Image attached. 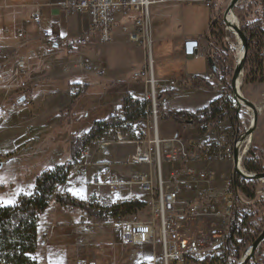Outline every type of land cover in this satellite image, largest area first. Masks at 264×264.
<instances>
[{
  "label": "built area",
  "instance_id": "obj_1",
  "mask_svg": "<svg viewBox=\"0 0 264 264\" xmlns=\"http://www.w3.org/2000/svg\"><path fill=\"white\" fill-rule=\"evenodd\" d=\"M171 2H200L211 7L210 0L63 1L61 7L65 14L89 18V26L82 32L78 45L89 44L93 37L101 43H110L114 32L119 30L125 40L140 47L143 54L141 68L131 76V83L141 86L142 91L126 98L125 103L107 115L78 158L71 162L68 178L80 177L85 168L99 167L102 172L92 177L93 187L114 192L138 188L139 195L129 192L125 197L113 199L110 205L101 201L91 204L85 201L83 204L94 209L123 203L146 206L134 215H121L110 223L119 228L123 244L149 248V255L137 264H228L227 225L233 217L236 200L245 201L233 187L232 176L223 179L207 166L230 163L233 172L234 146L238 137L247 132L251 116L243 107L236 114L231 89L221 96L219 118L202 111L176 116L166 110L168 93L202 79L193 76L178 81L159 80L155 75L150 9ZM31 18L36 24L39 23L38 12L33 13ZM44 37L49 47L61 43V38L56 35L44 32ZM72 50L70 48L69 52ZM3 54L0 49V58ZM80 67L85 73L100 79L104 76V70L87 59ZM23 68L24 63L17 62L16 77H23ZM205 81L210 84L215 81L220 90L225 85L223 80L216 79L214 72ZM91 85L97 84L80 82L70 87V94L78 96ZM0 90H6L2 98L4 102L8 89L0 87ZM168 119L175 122L179 130L165 137L161 133L160 123ZM128 146L132 151L122 165L141 168L142 171L122 179L113 171L112 163L101 160V156L110 148ZM249 149L250 145L246 143L239 150V170L246 175L252 174L244 169V159ZM4 159L0 156V161ZM257 193L262 194V190ZM65 196L70 198V193ZM65 210L71 214L74 208ZM143 212L148 213L147 220L134 219ZM82 216L80 224L86 229L90 228L89 224H102L91 223L88 216ZM45 244L43 239L41 245ZM243 259L244 256L235 264H241Z\"/></svg>",
  "mask_w": 264,
  "mask_h": 264
},
{
  "label": "rangeland",
  "instance_id": "obj_2",
  "mask_svg": "<svg viewBox=\"0 0 264 264\" xmlns=\"http://www.w3.org/2000/svg\"><path fill=\"white\" fill-rule=\"evenodd\" d=\"M210 1L213 9L195 7L200 6L201 4L199 3H190V7H184L183 11H185V16H183L182 23L178 25V27L180 28H178V32H176L180 37L194 32L207 33L210 24L208 14H210L211 11H214L218 18L217 24L220 27L219 30L222 33V39H220L216 44V53H223V56H227L226 60L230 59V61H234L235 65L236 54L235 50L233 49L235 39L232 35L228 36L225 33V28L222 23L223 13L227 8L230 0ZM243 2L244 0L241 1L240 4H242ZM177 7L178 10H180L179 8L181 7H179V5L177 4L170 3L156 5L150 9V15L153 14V11H155V9L158 12L163 11L166 13L169 11L171 12V10H176ZM187 9L188 11H186ZM188 12L192 21L187 20L186 18ZM205 13L208 19L207 32H203L204 28L200 25V18H204ZM237 21V23L240 25L238 19ZM153 25L154 24H152V26ZM115 32L110 43H101L98 41V38H91L89 44L79 46L81 47L80 53L75 52L67 54L63 46L64 44L60 45L55 51L61 54V56H76L78 59H82L84 57H96V59L98 61H101L102 64L105 65L107 70H109L114 77H117V79L120 80L115 85H91L90 88L82 93L84 94L83 96H81L82 94H80L78 96H74L73 98L76 97V99H73L68 96L70 86L73 85L72 79L68 80L65 87H63L62 83L59 82V77H52L51 79L54 82L56 81L55 83H50L47 88H44L43 91L41 90L38 97L34 99V102H30L29 100H27L25 105L17 110H11L10 112L6 111L11 106H14L13 103L12 105H7V102H11L10 99L12 97L16 98V93H21L20 96L24 94L29 95L28 92H30V90L31 92L33 91L31 89V85L27 84L25 85L27 86L25 87V89L19 90L11 88L8 91L7 98L4 100V102L0 100V129L3 130L14 128V131H16V129L19 128L16 131L17 133H19L21 132L20 129L22 128L25 135L27 133V135H30L32 137L33 134L44 131L51 123L54 124L59 119L57 126L54 128V134L56 135V140L59 143H57V150L50 157L42 152V150H45L44 147L46 146V142L43 140V138L46 137L45 135H47V133H45L41 135V137L36 138V143H34L30 148L26 149L23 152H19L13 158V160L9 161L8 159V161H6V157H4L5 159L0 161V163H2V168L0 169L1 206L14 204L19 195H29L33 193L38 177L37 173L43 168V166H45L44 171H50L54 167L65 163L67 159L66 153L68 149L67 142L72 136H82L87 132L91 124L94 123L93 121H101L106 118L107 112L111 110L110 107L113 104L116 103L118 104V106L121 105V103L128 97L124 96L122 97V100L120 99L119 96L124 90H130L131 92L135 91L136 93L139 91V88L136 85L124 83L126 82V80H129V71L128 64L127 66H124L122 62L124 61L123 59L127 58H131L133 60H141V53L139 52V49H135L136 47H133L130 42L125 40L120 32ZM152 36L154 37H152V39H154L153 58L155 61V75L157 78L163 76L170 77L169 75L172 74V69L169 65L170 60L173 59V50L171 49L167 51V49L158 48L157 42L155 41V39L157 38V31L154 30ZM227 52L230 53V56L227 54ZM15 58L16 57H14V59ZM213 64L216 66L214 72L216 79H220V81L223 80V82L225 83V85H223L224 88L219 91L228 94L229 91L226 85L227 78L225 79L223 76L224 74L221 73V68L220 66H218L216 59L213 61ZM71 65L73 66V64ZM177 67L179 69V65ZM180 67V69H182L183 72H185V74L187 75H203L206 74L208 70L206 58L185 61ZM74 68L75 67L73 66L72 69ZM75 70L76 72L74 74L76 76V74L79 73L77 72V69H74L73 71ZM257 73L258 78L256 81H254V83L251 82L250 78L245 81L244 77L242 76L240 94L250 103L260 107L255 130L249 137V144L253 148L254 153L257 156L260 155L264 157V70L257 71ZM78 78L79 77L75 79L77 80ZM22 81L23 80L21 79L19 83H21ZM45 85L46 84H44L43 86ZM213 85L216 89H218L215 81L213 82ZM215 88H213V90H207L205 88H187L184 90V97L181 98L180 104L184 108L191 110L192 113H195L198 110H202L208 105L209 100L218 97V93ZM37 91H39V89ZM37 93L38 92H36V95ZM68 98L72 99L70 105L75 101V104L72 106V117H69L66 121L60 124L63 112L65 110H63V112L61 113H59V111L66 107V101ZM119 99L121 100L120 103L118 101ZM69 106H67V108ZM4 108L6 110H3ZM243 108L245 110V107ZM160 130L163 136L170 137L173 132L179 130V126L171 119L163 120L160 123ZM4 149H7V147H0V155H3L5 151ZM110 150H114V152L119 156L120 159H125L126 156L132 151V148L130 146L113 147L110 148ZM229 167V163L223 164L219 166L218 170L222 173L228 174ZM214 168L216 169V166H214ZM126 170V168H124L123 170V174L125 175L127 172ZM133 171H138V169L134 168ZM141 171L142 169L139 168V172ZM89 172L90 171H88L87 173ZM83 180L84 179L75 180V182H82ZM260 190H262V194H257V196H264V188L260 187L258 192ZM104 192L106 196L103 197V202L108 205L111 204V201L114 198H122V196L124 195L122 191L114 192L111 190L109 192L108 190L104 189ZM53 195H62V189H59L58 192H55ZM6 201H12V203H6ZM95 201H97V197L92 196L90 197V201L88 203H95ZM245 201L246 203H242V205L239 207L240 212H247V206L251 204L250 201ZM75 211L77 212L75 213V215L78 214V217L75 218V222H73L70 218L73 215L68 214L65 209L57 205H52L43 214H40L38 216V249L34 254L31 255V259L34 260L37 264H88V262H93V264H137L141 259L149 255V248L123 244L120 240L119 228L110 225V223L102 222V224L100 225L92 226L91 224H89L90 228L86 229L82 224L78 222L81 212H79L78 210ZM134 217V219L141 220H147L149 218L147 212H143ZM88 221L91 223L97 222L94 217H89ZM230 223L231 220L228 223L229 225H227L228 229L230 227ZM43 239L46 241L45 245H41V241ZM259 252V255L264 257V243L260 246ZM247 254L244 253L243 256L245 257Z\"/></svg>",
  "mask_w": 264,
  "mask_h": 264
},
{
  "label": "crops",
  "instance_id": "obj_3",
  "mask_svg": "<svg viewBox=\"0 0 264 264\" xmlns=\"http://www.w3.org/2000/svg\"><path fill=\"white\" fill-rule=\"evenodd\" d=\"M63 1L64 0H0V49H2L4 53V56L0 58V87L7 88L8 91L11 88L19 90V89H25V87H27L25 85L28 84L31 85L32 87L31 89L33 90L32 92L31 90L30 92H28L29 95L24 94L20 96L21 93L19 94L16 93L17 94L15 95L16 98L12 97L10 99L11 102H7V105L8 104L12 105L13 103L14 106H11L7 110L4 108L3 110L10 112L11 110H17L23 105H25L27 100H29L30 102H34V99L38 97L41 90L43 91L44 88H47L50 83L56 82V81L54 82L51 79L52 77H59L60 79L59 82L62 83L63 87H65L67 81L70 79H72V83H73V85L71 86L77 85L80 82H88L90 84H97L98 86L99 84H102V86L106 84L115 85L120 81L117 79V77H114L112 73L109 70H107L105 65L102 64L101 61H98L96 57H84L82 59H78L76 56L65 57L55 52L60 45L64 44L63 46L67 54H71L75 52L80 53L81 47L79 46L81 45H78V40L80 39L82 32H84L89 26V18L87 16H80L77 14H65L61 7ZM191 3L201 4L200 6H195V7H204V9L207 8L212 9V7H207L200 2H191ZM166 4H170V3H166ZM171 4L179 5V7H181L179 8L180 10H178L177 7L176 10H171V12L169 11L165 13L163 11L158 12L155 9V11H153V14L150 15L151 36L153 35L154 30L157 31V38L155 39V41L157 42L158 48L167 49V51L171 49L173 50L172 51L173 59L170 60V65H169L170 68L172 69L171 71L172 74L169 75L170 77L163 76L157 79L159 80L171 79L178 81V80L188 79L193 76H199L200 78L207 80L209 79L210 75L213 74V72H215L216 69V66L213 64V61L211 59L212 56L211 53H213V51L210 47V41H209L210 29L213 22V11H211L210 14H208V19L210 21L208 32H207L208 19L206 13L204 15V18L203 17L200 18V23H201L200 25L204 28L203 32H207V33L194 32V33H188L189 35L186 34L180 37L177 34L178 28H180L178 27V25L182 23L183 16H185V11H183L184 7H190L189 6L190 3L171 2ZM186 11H188V9ZM35 12L39 13L38 24L33 22L31 18V15ZM186 18L187 20L192 21L189 16V12L186 15ZM152 24L154 25L152 26ZM44 32L60 37L61 43L49 47L48 45H46ZM116 32H120V31H116ZM152 40L154 42V39ZM187 40H193V41H187ZM188 42L197 43V47H196L197 54L192 59H187L184 51L185 44ZM132 45L133 47H136L135 49L137 50L139 49V52L141 53V60H136V59L133 60L131 58L123 59L124 61L122 62V64L124 66L125 65L127 66L128 64V71H129L128 72L129 80H126V82L124 83L130 85H136L139 88V91L136 93L135 91L131 92L130 90H124L119 96L121 100L122 97L124 96L129 97L138 94L142 91L141 86L131 83L132 74L141 68L143 62V54L141 48L138 47L136 44H132ZM70 48L73 49L71 52H69ZM14 57L16 58L14 59ZM204 58H206L208 65V70L206 74L187 75L185 74V72H183L182 69H180L181 68L180 66H182L183 62L185 61H191L195 59L198 60ZM85 59L89 60L92 64L104 70V76L101 79L96 76H90L92 74H87L83 71V69H81L80 65ZM19 61L24 63V69H23L24 75L22 78L16 77V64ZM71 64H73V66L75 67L74 69H77V72L80 74V75L76 74V76L79 77L77 80L75 79L77 77L74 74L76 70L73 71L74 69H72L73 66ZM178 65H179V69L177 67ZM21 79L23 81L19 83ZM44 84L46 85L43 86ZM211 85L213 86V88H215L213 83ZM187 88L190 89L189 84L180 87L178 90L168 93L169 100L165 108L167 111H169V113L194 114L192 113L191 110L184 108L180 104L181 98L184 97V90ZM38 89L39 91H37ZM216 90L218 93V97L209 100L208 105L204 109L208 108L213 102L221 100V96L223 92L219 91L220 89H216ZM5 92L6 90L5 91L0 90V100L4 98ZM36 92H38L37 95ZM68 96H70L71 98L74 97L73 95L70 94V91H68ZM21 98H25L24 103H19V100ZM73 99H76V97ZM120 99L118 100L119 103L121 101ZM71 102L72 99L68 98L66 101V107L60 110L59 113L63 112V110H65L67 106L70 105ZM119 106L116 103L113 104L110 107L111 110L107 112V115L111 111L118 108ZM202 110H198L197 112H200ZM58 122L59 119L54 124L49 123L50 125L47 127V129H45L44 131L41 130L42 132H37L33 134L32 137L30 135H27V133L25 135L23 133L22 128L20 129L21 132L19 133L16 132L19 128H17L16 131H14V128H8L7 130L0 129V147L1 146H4V148L7 147V149H4L5 151L3 155L0 156L6 157V161L8 159L9 161L13 160V158L19 152L25 151L26 149L30 148L34 143H36V138L41 137V135L45 133H49L52 130H54ZM57 143L59 142L56 139H54V142L47 149H45V153L48 154L49 157L57 150L56 149L58 145ZM259 146H260V141H259ZM101 158H102L101 160L103 161L112 163L113 171L116 172L118 175H120L122 179L128 178L132 173H136L139 171V168H136L138 169V171H133L135 167H133V169H130V167L123 166L122 163L125 161V159H120L119 156L116 155L114 150L112 151L110 149L107 150L106 154L104 156H101ZM223 164H227V163H212L209 164L207 168L213 171L218 176H222L223 179H228L233 174L231 164L229 163L230 167L228 174L222 173L218 170L219 166ZM214 166H216V169L214 168ZM124 168L127 169L126 175L123 174ZM44 169L45 166H43V168L37 174L44 171ZM88 171L90 172L87 173ZM100 172H102V168L99 167L85 168L82 171L80 177L67 178L65 183L57 186L55 192H58L59 189H62L63 196H65L67 193L68 194L70 193L71 199L80 202L82 204H85L84 203L85 201H87L88 203L90 201V197L92 196L97 197V201L103 202V197L106 196L104 189L108 190L109 192L111 190L107 188H95L92 186V177L98 175ZM80 179H84V180L82 182H75V180H80ZM129 192L136 196L137 194L139 195L140 193L138 188H132L131 190L126 189V190H122V193L124 194L122 197L127 196ZM75 213L77 212L74 209V211L70 214L73 215L70 217L73 222H75V218L78 217L77 216L78 214L75 215ZM82 215L83 214L80 215V219L83 217ZM80 219L78 221L79 223H80ZM144 248H148V247H144ZM88 264H93V262H88Z\"/></svg>",
  "mask_w": 264,
  "mask_h": 264
},
{
  "label": "trees",
  "instance_id": "obj_4",
  "mask_svg": "<svg viewBox=\"0 0 264 264\" xmlns=\"http://www.w3.org/2000/svg\"><path fill=\"white\" fill-rule=\"evenodd\" d=\"M233 15L239 20L240 30L247 36L249 41V51L244 64L243 77L245 81L250 78L251 82L254 83L258 78L257 71L264 70V56L262 55L264 52V0H245L234 9ZM213 18L209 34L210 47L213 51L211 59L212 61L216 59L218 66L221 68V73L224 74L225 79L227 78L226 85L230 90V78L235 65L234 61L226 60L227 56H223V53H216V44L222 39V33L217 24L216 13L213 14ZM227 54L230 56V53L227 52ZM190 87L213 90V86L203 79L195 80ZM123 103L125 101L121 104ZM74 104L75 101L65 109L62 116L63 121L61 119L60 124L72 117L71 112ZM220 105V100L215 101L202 112L213 118H219L221 117ZM174 115L179 116L184 115V113H174ZM103 122V120L96 121L82 136H72L70 138L67 142L68 149L65 163L54 167L50 171L40 172L33 193L19 195L12 205H0V264H37L31 259V255L38 249V216L52 205H58L63 209L72 207L81 214L94 217L97 222L101 223H113L121 215H134L137 211L146 207L141 203H123L109 208L94 209L67 196L53 195L57 186L67 180L71 162L78 158L85 144L93 138ZM54 135V130L45 135L46 137L43 138L46 142V144L44 142L46 145L44 149H47L54 142V139H56V135ZM42 152L45 153V150H42ZM45 155L48 154L45 153ZM244 169L247 173H264V157L257 156L252 147H250L247 157L244 159ZM233 184L238 195L243 197L244 201H250L251 204L247 206L248 210L245 213L240 212L239 207L246 201L243 202L238 198L234 204L233 217L227 238L228 264H235L264 229V196H257L258 190L260 187L264 188V184L257 180L241 177H237ZM259 249L255 252V261L257 264H264V257L259 255ZM247 264H253V262L249 261Z\"/></svg>",
  "mask_w": 264,
  "mask_h": 264
},
{
  "label": "water",
  "instance_id": "obj_5",
  "mask_svg": "<svg viewBox=\"0 0 264 264\" xmlns=\"http://www.w3.org/2000/svg\"><path fill=\"white\" fill-rule=\"evenodd\" d=\"M241 1L243 0H230L229 4L227 5V8L225 9L223 13V17H222V23L224 25V28L226 24V17L228 16L229 13H234V9L241 3ZM231 27L233 31L235 32V34L237 35V37L240 39L242 50H243L240 60L235 61L233 74L230 78V89L232 91L233 101L236 104V114H238L239 108H240L238 102L242 104L243 101H246L255 114L254 124L256 126L257 115H258L256 111L257 107L254 104L247 101L246 99H244L242 95L239 93L240 87L239 88L237 87V79L239 77H241V82H242L244 64H245L248 51H249V41H248L247 36L240 30L239 24L237 26H231ZM196 47H197L196 42H188L185 44L184 51H185L187 59H192L197 54ZM24 102H25V98H21L19 100V103H24ZM242 137L243 135L240 138L238 137L237 143L235 144L234 150H233V160H234L233 174H232L233 182H235L237 177H241L244 179L257 180V181L264 183V173L244 175L239 170V150H240V143L242 141L241 140ZM1 168H2V163H0V169ZM263 243H264V229L262 230L258 238L253 242V244L245 251V253L246 254L248 253V254L244 257L241 264H247L249 261H252L253 264H257L255 261V252L260 248V246Z\"/></svg>",
  "mask_w": 264,
  "mask_h": 264
},
{
  "label": "bare ground",
  "instance_id": "obj_6",
  "mask_svg": "<svg viewBox=\"0 0 264 264\" xmlns=\"http://www.w3.org/2000/svg\"><path fill=\"white\" fill-rule=\"evenodd\" d=\"M237 25H238L237 19L235 18L233 13H229L228 16L226 17V24H225V30L224 31H225V33L228 36L232 35L234 37V39H235V44L233 46V49L235 50V54H236L235 61H239L241 56H242V53H243L242 46H241V41L237 37V35L235 34V32L233 31V29L231 27V26H237ZM237 87L238 88L241 87V77H239L237 79ZM239 93H240V90H239ZM238 104H239V106L245 107V110L247 112H249L248 114L252 118L251 124H250L247 132L244 133L243 137L241 138L242 141L240 143V147H242V146L244 147L246 143L249 144V142H250L249 137L252 135V133L255 130V124H254V115L255 114L252 111V109L250 108V106L247 104L246 101H243L242 104L240 102H238ZM256 107H257L256 111H257V113H259L260 112V107H258V106H256ZM244 175H246V174L244 173Z\"/></svg>",
  "mask_w": 264,
  "mask_h": 264
},
{
  "label": "snow or ice",
  "instance_id": "obj_7",
  "mask_svg": "<svg viewBox=\"0 0 264 264\" xmlns=\"http://www.w3.org/2000/svg\"><path fill=\"white\" fill-rule=\"evenodd\" d=\"M6 203H12V201H6Z\"/></svg>",
  "mask_w": 264,
  "mask_h": 264
}]
</instances>
